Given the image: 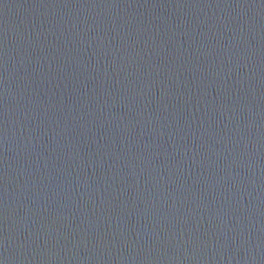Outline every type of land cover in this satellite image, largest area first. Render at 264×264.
<instances>
[{"label":"water","instance_id":"water-1","mask_svg":"<svg viewBox=\"0 0 264 264\" xmlns=\"http://www.w3.org/2000/svg\"><path fill=\"white\" fill-rule=\"evenodd\" d=\"M0 264H264V0H0Z\"/></svg>","mask_w":264,"mask_h":264}]
</instances>
